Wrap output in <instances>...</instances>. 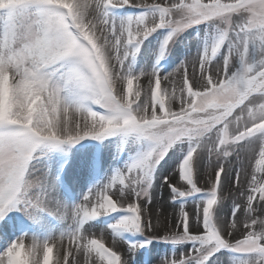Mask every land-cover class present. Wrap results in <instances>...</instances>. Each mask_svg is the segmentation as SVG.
Listing matches in <instances>:
<instances>
[{"label":"snow or ice","instance_id":"6c2138e0","mask_svg":"<svg viewBox=\"0 0 264 264\" xmlns=\"http://www.w3.org/2000/svg\"><path fill=\"white\" fill-rule=\"evenodd\" d=\"M127 8L138 11L116 14ZM194 25L205 26L195 56L161 72L160 60ZM160 29L151 67L136 70ZM117 135L140 150L69 208L57 173L38 169L37 157ZM225 180L233 199L222 216ZM156 182L179 206L164 235L148 207ZM197 194L193 219L186 204ZM12 210L31 231L51 222L64 230L21 231L0 249V264H80L81 253L85 264H127L119 245L130 253L151 239L190 245L160 264H209L221 250L231 264H264V0H0V219ZM114 212L97 234L91 222ZM125 232L145 239L123 241Z\"/></svg>","mask_w":264,"mask_h":264},{"label":"rangeland","instance_id":"374dc122","mask_svg":"<svg viewBox=\"0 0 264 264\" xmlns=\"http://www.w3.org/2000/svg\"><path fill=\"white\" fill-rule=\"evenodd\" d=\"M140 2V0H136ZM151 2V0H149ZM171 2V0H168ZM138 9L127 8L118 9L116 14L118 16L131 15L137 12ZM165 30H157L145 41L148 46L146 56H151V60L146 56L137 55L134 63V68L139 70L141 68H150L155 59L154 50L158 47L159 40ZM205 39V26L194 25L186 29L176 38V43L171 46L168 54L159 62L161 72L171 71L181 62L186 56H195L198 47L201 46ZM141 52L145 53V46H141ZM215 65H213V71ZM191 72V66H189ZM147 78L141 77V85L147 84ZM135 88V85H134ZM178 108V103L176 104ZM182 147V146H181ZM141 145L134 137L123 136H110L102 140H97L90 137H85L76 144L66 145L61 149L47 151L37 157V168L40 169L43 165L47 164L50 168L57 173V178L61 181L58 189L59 195L66 196V201L72 204L79 202L82 195L92 187H100L107 181L112 172L117 168H122L132 157L139 151ZM182 151L180 148L175 150V155L170 152L162 161L159 171L167 174L175 166L177 156H181ZM215 164V159L212 161ZM206 163L204 167H206ZM232 165L229 164V168ZM203 171V168H202ZM177 177H173L174 181ZM204 177L199 179L200 186H203ZM77 189V190H76ZM229 182H224V195L226 207L222 216H226L230 210L233 197L228 195ZM202 199L200 195L189 197L186 204V211L189 212L193 219H195L196 204H199ZM152 213L151 220L157 226L161 235L166 234L169 228L175 230L174 212H178L179 206L173 205L170 200L168 190L163 187L159 182L154 183L151 193V204L148 206ZM121 213L114 212L107 216L97 218L91 223L97 228L105 229L108 224L113 223ZM8 227H0V249H2L8 241L19 236L21 231L28 235L45 236L51 232L52 228L59 226V224L51 222L49 226L40 231H31L29 222L22 217V214L16 210L9 211L7 215L0 219V225H4L5 220H9ZM148 218L147 216L145 217ZM229 219L231 217L229 216ZM20 225V230H17L13 225ZM161 225H164L161 227ZM243 226V225H241ZM194 230V229H193ZM91 231V230H90ZM97 231L98 234V230ZM50 235V234H49ZM26 239L30 242L31 237ZM123 241L138 242L144 240L145 237L137 233H123L120 237ZM107 241L111 243V236L107 237ZM59 246V245H58ZM190 245H173L163 239H151L143 247H138L132 252L127 251V245L121 243L119 249L124 253L127 264H160V262L170 257L173 252L185 251L184 248ZM231 253L224 250L217 252L214 257H211L209 264H231ZM78 258L85 262L84 255L81 253Z\"/></svg>","mask_w":264,"mask_h":264},{"label":"bare ground","instance_id":"6f19581e","mask_svg":"<svg viewBox=\"0 0 264 264\" xmlns=\"http://www.w3.org/2000/svg\"><path fill=\"white\" fill-rule=\"evenodd\" d=\"M77 190V189H76ZM59 195V194H58ZM59 197L65 202V204L69 207V208H71V206L73 205L72 203H69V202H67L66 201V196H64V195H59ZM100 228H97V230H99ZM62 230H64V226L63 225H61V224H59V226H55V227H53L52 228V230H51V232H49L47 235H53V234H56V232H58V231H62ZM79 259V258H78ZM80 260V259H79ZM81 263H83V264H85V262L84 261H82L81 260Z\"/></svg>","mask_w":264,"mask_h":264}]
</instances>
